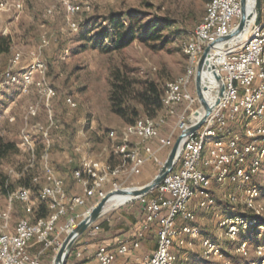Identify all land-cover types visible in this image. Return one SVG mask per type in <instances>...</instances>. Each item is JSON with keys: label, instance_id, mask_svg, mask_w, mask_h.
<instances>
[{"label": "built area", "instance_id": "1", "mask_svg": "<svg viewBox=\"0 0 264 264\" xmlns=\"http://www.w3.org/2000/svg\"><path fill=\"white\" fill-rule=\"evenodd\" d=\"M54 1L66 13L68 30L78 31L81 22L76 16L85 10L83 0ZM10 9L20 12L24 2L0 0V14ZM55 11V3L47 5L48 15ZM240 14V0H208L202 21L182 44L188 64L183 74L167 83L163 112L156 116L144 114L132 124L111 129V145L103 148L110 159L87 154L88 130L78 131L84 140L73 145L81 158L71 175L75 185L83 188L82 193L68 191L51 159L53 147L62 144L66 134L61 132L63 126L54 114L53 100L58 92L48 79V64L43 58L50 38L43 34L36 48L27 53L13 52L12 63L0 80V99L13 87L29 95L35 86L39 96L25 106L22 115L17 146L27 155V163L21 171L11 168L9 176L23 177L33 170L31 182L39 188L37 193L31 187L17 188L8 194V206L0 208V264H45L46 251L58 246L63 235L110 191L137 186L135 176L150 161L163 165L160 152L171 149L182 130L198 120L194 115L201 111L200 103L196 87L192 91L190 86L201 55L207 45L234 30ZM256 18L255 13L243 43L228 47L220 43L212 49L211 58L225 83L224 95L209 119L184 141L174 170L153 192L115 208L138 204L145 229L133 238L128 235L109 245L99 240L102 217L85 232L97 243L80 244L79 238L70 254L74 260L177 264L184 250H193L199 244L204 264H244L229 256L225 247L229 242L239 258L254 254V264H264V0L258 25ZM221 44L223 52L218 55L216 47ZM206 88L210 98L212 94L218 97L217 80L216 84H206ZM65 101L71 109L78 107L72 96L67 95ZM42 110L45 119H40ZM170 118L175 124L164 134ZM0 119H17L11 105L0 109ZM74 162L71 158L70 163ZM15 203L34 216L41 204L49 212L33 221L22 217L14 224ZM81 208L85 211L80 212ZM108 217L107 213L105 218L110 221ZM146 230L155 233L156 248L142 252Z\"/></svg>", "mask_w": 264, "mask_h": 264}, {"label": "rangeland", "instance_id": "2", "mask_svg": "<svg viewBox=\"0 0 264 264\" xmlns=\"http://www.w3.org/2000/svg\"><path fill=\"white\" fill-rule=\"evenodd\" d=\"M22 1L24 2L22 11L10 9L0 14V36L10 37L12 44L10 52L0 54V80L10 67L15 50L27 53L39 46L43 34L50 38V45L46 48L43 58L48 64V79L58 90V97L55 99L56 106L53 105L56 112L54 114L61 124L65 123L64 120L71 123L68 128L71 133L67 131L65 141L52 149L53 164L56 163L53 153L55 156L57 151L63 150V146L69 148L74 143L82 141L78 130L82 128L88 130L87 148L91 152L98 153L104 146L111 145L108 132L127 124L113 113L110 107L111 84L116 75L130 78L136 92H141L147 84L153 83L163 91L164 95L167 83L185 72L188 57L183 51L182 44L202 21L208 2V0H83L85 10L76 16V19L81 22L80 28L78 31H70L67 28L66 13L59 2L54 0H48L47 3L40 0ZM53 3L56 4V11L53 15H48L46 7ZM129 11L137 12L143 22L153 20L158 24L159 31L157 33L160 38L147 41L136 39L120 49L115 48L110 38L102 39V32L106 29L111 30L112 25L108 22L111 14L115 13L117 20L122 19L121 22L126 26L128 19L124 14ZM118 29L122 30V27L118 26ZM26 64L20 65L19 68H23ZM194 88L195 81L190 86L192 91ZM67 95L72 96L78 103L75 110L67 108L64 101ZM38 96L37 89L26 96L20 94L17 87L6 90L0 99L1 110L5 106L11 105L10 101L15 98H19V101L25 104L22 111L16 109L17 119L15 121L0 119V135L3 134L9 141L17 143L20 141L19 133L23 123V111L25 106L36 101ZM131 104L139 110L138 117L148 114V111L137 101H132ZM68 111L71 112V115L67 114ZM162 112L163 101L162 108L157 110L154 115ZM45 118L46 113L42 110L40 119ZM84 122H86L85 125H83ZM174 124L175 119L170 118L163 133H169ZM170 150L167 149L162 153L163 163ZM27 159V155L19 149L17 153L5 160L2 169L8 175L11 168L21 171L27 163ZM161 167L162 164L156 163H153L150 168L146 166V172L151 174V176H147L150 179L153 178ZM142 177H144L142 173L135 176V185H142L146 182V180L142 181ZM17 178L19 177H11V180L15 181ZM7 206L8 194L0 189V208ZM115 210L108 213L109 216H113L117 212ZM22 217V207L15 203L13 221H18ZM104 218L105 216L100 220L102 227H105ZM117 224L114 230L123 226L121 220H118ZM65 236L63 235L58 246L51 247L46 251L45 264H53L55 254ZM79 240L80 244L88 242L92 246L97 241L91 240L86 233ZM261 242L264 243V239H261ZM225 247L229 256L236 261L244 264H254L256 261L254 254L248 258H239L233 252L234 245L229 242H225ZM201 253L199 244L193 250H184L181 254L180 264H204ZM80 263H82L80 260L73 262V264Z\"/></svg>", "mask_w": 264, "mask_h": 264}, {"label": "trees", "instance_id": "3", "mask_svg": "<svg viewBox=\"0 0 264 264\" xmlns=\"http://www.w3.org/2000/svg\"><path fill=\"white\" fill-rule=\"evenodd\" d=\"M124 16L128 19L127 21L128 24L126 26L121 22L122 19L117 20L116 14L112 13L111 16L108 18V22L110 23V25H112L111 30L106 29L102 32L103 35L102 39L107 40L108 38H110V41L112 42V44L115 46L116 49L126 47L132 42H134L136 39H140L141 41H147L148 39L157 40L160 38L157 33L159 31L158 24L154 23L153 20L143 22V19L135 11H129L128 13L124 14ZM118 26H121L122 30L118 29ZM11 45L12 44L10 37L0 36V54H5L10 52ZM35 89L36 88L34 86L33 90ZM162 95H163V91L153 83L147 84L146 88L143 89L141 92H136L135 88L133 87V82L130 78L122 75H116V77L113 79L111 84V90L109 96L110 107L112 112L118 115L124 122H126L127 124H132L137 120V117L140 113L135 106H132L131 104L132 101H137L140 105H142L145 108L146 111H148L149 115L155 116L154 113L162 108ZM55 99L53 100L54 107L56 106ZM66 106L68 109L71 110V108L67 104ZM67 114L71 115V112L68 111ZM55 117L58 120L56 115ZM58 122L60 123L59 120ZM63 122L65 123L63 124L60 123L61 125L64 126V128L61 129V132L67 134L66 132L68 131V133H71L70 130L68 129L70 128L69 126H71V123L68 120H64ZM56 146L58 145H55L53 149ZM18 151L19 148L17 146V142L6 140L3 135H0V189L3 192L9 194L10 192L16 190L18 186H26V187H31L34 193H37L39 186H34L31 182L33 170L27 171L23 177H19L15 181H12L11 177L7 173H5L2 169L5 160L10 158L12 154L17 153ZM40 151H41V147L39 152ZM22 210H23V217H27L31 221H33L36 217L46 216L49 212L45 204H41L38 207L35 216L28 214L24 209ZM84 211L85 208L80 209V212H84ZM147 236L148 234H145L143 241L147 239ZM76 247L77 244L74 245L72 251H74ZM37 249H39V246L38 248H36V250ZM72 258H73L72 256L69 257L68 264L74 262V259ZM180 261H181V254H180V260L178 261L177 264H180Z\"/></svg>", "mask_w": 264, "mask_h": 264}, {"label": "water", "instance_id": "4", "mask_svg": "<svg viewBox=\"0 0 264 264\" xmlns=\"http://www.w3.org/2000/svg\"><path fill=\"white\" fill-rule=\"evenodd\" d=\"M241 2V14L237 26L234 30L226 36L218 38L216 41L206 46L203 54L201 55L195 75V87L196 93L200 103L201 117L194 123L187 126L177 137L173 147L171 148L166 161L163 163L161 169L157 175L148 183L131 186L127 188H121L118 190L110 191L103 199H101L84 218L73 227L66 237L64 238L61 246L57 250L53 264H67L71 251L77 242V240L97 221L104 217L107 213L111 212L118 206L107 208L108 201L114 196H125L128 199L122 204L130 203L135 201L141 196L147 195L150 192L156 190L167 175L174 170L177 165L181 149L184 141L194 132H196L201 126L209 119L213 111L220 104L224 91L225 83L222 75L218 72L217 67L211 63V52L212 49L220 43H225L228 47L232 40H235L240 35L248 30L251 20L253 9L257 15L256 24L260 23V16L262 10V0H240ZM211 73L212 76L217 80L219 84L218 97L213 100L209 97L206 88V75ZM120 204V205H122ZM119 205V206H120Z\"/></svg>", "mask_w": 264, "mask_h": 264}, {"label": "crops", "instance_id": "5", "mask_svg": "<svg viewBox=\"0 0 264 264\" xmlns=\"http://www.w3.org/2000/svg\"><path fill=\"white\" fill-rule=\"evenodd\" d=\"M22 95H24V94H22ZM24 96H26V95H24ZM18 101H19V98H15L14 100L10 101L11 106H12V112L15 115H17L16 109H19L22 111L23 105L25 104V103H22L21 101H19V102ZM83 140L84 139L82 138V141ZM63 147H64L63 150L57 151L58 153L55 156L53 153V157H54V160L56 162L54 164V166L58 172V175L65 179L67 189L70 193H82L83 188L75 185L74 179L72 178V175H71V171L74 167L77 166V164L81 158V155L75 154L73 146L69 147V148H67L65 146H63ZM166 150H162L160 152L161 158H162V153H164ZM86 153L93 156V157L102 156V158H104V159H110V157H111L109 154L104 153L103 149L101 151H99L98 153H96V151L91 152L88 150V148H86ZM71 158L75 159L74 163H70ZM113 161H116V158H114ZM153 163H155V162L150 161L146 164V166L148 168H150ZM146 166H144L142 168L140 173H142L144 176L141 178L142 181L146 180L145 183H148L157 174L153 178L150 179L147 175L151 176V174H148L146 172ZM60 167H62V169H60ZM141 179H140V181H141ZM145 183H142V184H145ZM115 211H117V212H115L113 214V216L108 217L110 219V221L107 220V218L103 219L105 227H103V232L99 236L100 242H104V243H107L109 245H115L125 236L130 235V237L133 238L136 235V233L143 231L145 229L144 222H143V215L141 212V208L138 204L127 205V206L119 208V210H115ZM116 219L121 220L123 223V226L117 227L116 230H114V227H116L118 225L117 224L118 220H116ZM13 222L15 224L17 221H13ZM145 233L148 234V236H147V239L144 240L145 243H144L143 249L141 251L142 252L143 251H153L156 248L155 233L153 231H148V230H146ZM96 243L97 242H95L93 244L95 245ZM88 260H84L80 264H96L95 261H93L91 259H88ZM70 264H73V262Z\"/></svg>", "mask_w": 264, "mask_h": 264}, {"label": "bare ground", "instance_id": "6", "mask_svg": "<svg viewBox=\"0 0 264 264\" xmlns=\"http://www.w3.org/2000/svg\"><path fill=\"white\" fill-rule=\"evenodd\" d=\"M254 14H255V12H254V9H253V13H252L251 17H254ZM250 30H251V27H249L248 30H246L245 33H243L242 35H240L238 38H236L235 40H232L230 42V44H232V46H235V45H238V44L243 43L246 40V37L248 36V34L250 33ZM222 46L223 45L221 44V45H219V46L216 47V52L218 53V55L219 54H222V52H223V49H222L223 47ZM211 63L212 64H215V60L212 59V58H211ZM206 84H208V85L209 84H216V80L212 76L211 73H208L206 75ZM209 90L211 92L212 88H210ZM212 99L213 100L215 99V94H212ZM200 117H201V111H198L194 115V120H197ZM127 199H128V197H125V196H114V197H112L108 201L106 207L109 208V207L119 206L120 204H122L123 202H125Z\"/></svg>", "mask_w": 264, "mask_h": 264}]
</instances>
